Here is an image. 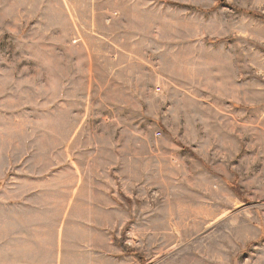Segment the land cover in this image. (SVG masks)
<instances>
[{"label": "rangeland", "instance_id": "1", "mask_svg": "<svg viewBox=\"0 0 264 264\" xmlns=\"http://www.w3.org/2000/svg\"><path fill=\"white\" fill-rule=\"evenodd\" d=\"M21 248L264 264V0H0V264Z\"/></svg>", "mask_w": 264, "mask_h": 264}, {"label": "crops", "instance_id": "2", "mask_svg": "<svg viewBox=\"0 0 264 264\" xmlns=\"http://www.w3.org/2000/svg\"><path fill=\"white\" fill-rule=\"evenodd\" d=\"M60 214V213H59ZM35 219V218H34ZM32 230H35V232L37 231V229L35 228V227H33V229ZM39 233H40V231H39ZM33 235V234H32ZM49 237H47L45 234H43L42 232H41V234L40 235H38V237H36V240L34 241L37 245L35 246V247H32L31 249L34 251V250H36V249H39V250H42L43 249V253H46V252H49V250H50V247H49ZM17 242H19V240H17ZM27 242V239H25V242H24V245H25V243ZM28 243H29V239H28ZM59 247L62 249V247L59 245ZM22 250L20 251V250H16L15 251V253H13L12 255L13 256H17V259H13V260H11V264H24V263H22L21 261H25V256H24V253L26 252L27 254H29V250H27V248H21ZM16 254V255H15ZM27 257V256H26ZM22 258H24V260H22ZM43 259L42 260H44V259H46V260H44V262L42 261V260H40V259H38V260H34L36 263H43V264H49V261H48V257H47V255H46V257H42ZM19 260H21V261H19ZM33 260V259H32ZM31 260V261H32ZM52 261H53V259H52ZM8 264H9V262H8ZM51 264V263H50Z\"/></svg>", "mask_w": 264, "mask_h": 264}, {"label": "trees", "instance_id": "3", "mask_svg": "<svg viewBox=\"0 0 264 264\" xmlns=\"http://www.w3.org/2000/svg\"><path fill=\"white\" fill-rule=\"evenodd\" d=\"M115 242L126 252H134L122 239L115 238ZM137 255V254H136Z\"/></svg>", "mask_w": 264, "mask_h": 264}]
</instances>
